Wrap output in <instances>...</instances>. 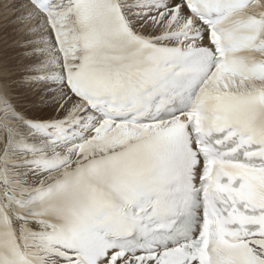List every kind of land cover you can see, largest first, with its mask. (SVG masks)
<instances>
[{
	"label": "snow or ice",
	"instance_id": "6c2138e0",
	"mask_svg": "<svg viewBox=\"0 0 264 264\" xmlns=\"http://www.w3.org/2000/svg\"><path fill=\"white\" fill-rule=\"evenodd\" d=\"M0 11V264H264V0Z\"/></svg>",
	"mask_w": 264,
	"mask_h": 264
},
{
	"label": "bare ground",
	"instance_id": "6f19581e",
	"mask_svg": "<svg viewBox=\"0 0 264 264\" xmlns=\"http://www.w3.org/2000/svg\"><path fill=\"white\" fill-rule=\"evenodd\" d=\"M14 17V13H8L7 15H5L2 11H0V54L2 55V59H0L1 62H4L3 65L0 66V79L4 77L6 72L10 71L5 67V52L7 50L9 55L12 54L8 46L12 45L13 41L18 36V32L15 31L17 26L10 23V21H12Z\"/></svg>",
	"mask_w": 264,
	"mask_h": 264
},
{
	"label": "rangeland",
	"instance_id": "374dc122",
	"mask_svg": "<svg viewBox=\"0 0 264 264\" xmlns=\"http://www.w3.org/2000/svg\"><path fill=\"white\" fill-rule=\"evenodd\" d=\"M14 15H15V13H14ZM12 32H13V31H12ZM1 56H2V55L0 54V58H1ZM1 59H2V58H1ZM1 59H0V62H1ZM3 63H4V62H1L0 66L3 65Z\"/></svg>",
	"mask_w": 264,
	"mask_h": 264
}]
</instances>
